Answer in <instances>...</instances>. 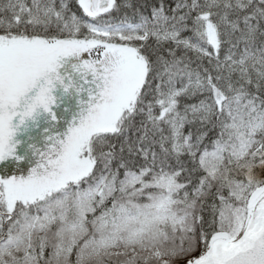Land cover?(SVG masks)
I'll list each match as a JSON object with an SVG mask.
<instances>
[{
  "label": "snow or ice",
  "instance_id": "snow-or-ice-1",
  "mask_svg": "<svg viewBox=\"0 0 264 264\" xmlns=\"http://www.w3.org/2000/svg\"><path fill=\"white\" fill-rule=\"evenodd\" d=\"M0 264H264V0H0Z\"/></svg>",
  "mask_w": 264,
  "mask_h": 264
},
{
  "label": "trees",
  "instance_id": "trees-1",
  "mask_svg": "<svg viewBox=\"0 0 264 264\" xmlns=\"http://www.w3.org/2000/svg\"><path fill=\"white\" fill-rule=\"evenodd\" d=\"M133 3H139L140 0H132Z\"/></svg>",
  "mask_w": 264,
  "mask_h": 264
}]
</instances>
